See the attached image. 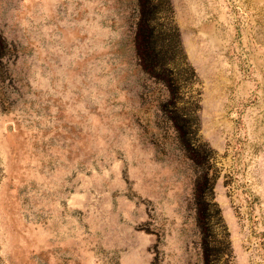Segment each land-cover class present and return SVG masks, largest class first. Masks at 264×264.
<instances>
[{"label":"rangeland","instance_id":"374dc122","mask_svg":"<svg viewBox=\"0 0 264 264\" xmlns=\"http://www.w3.org/2000/svg\"><path fill=\"white\" fill-rule=\"evenodd\" d=\"M171 1L201 167L135 0H0V264H264V0Z\"/></svg>","mask_w":264,"mask_h":264},{"label":"trees","instance_id":"16d2710c","mask_svg":"<svg viewBox=\"0 0 264 264\" xmlns=\"http://www.w3.org/2000/svg\"><path fill=\"white\" fill-rule=\"evenodd\" d=\"M138 21L134 33L136 56L143 69L168 88L161 112L173 130L179 148L197 167L204 165L199 146L189 140L190 127L198 123L196 109L185 100V73L189 64L184 54L181 34L173 19L171 0H135ZM191 68V67H190ZM200 187L213 188L215 179L204 175ZM202 181V184L200 183ZM199 187V191H200ZM198 191V189H197ZM209 264V263H207Z\"/></svg>","mask_w":264,"mask_h":264}]
</instances>
